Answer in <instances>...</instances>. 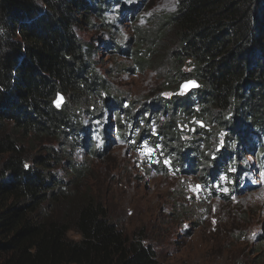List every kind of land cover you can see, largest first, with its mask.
I'll return each mask as SVG.
<instances>
[{"label":"trees","instance_id":"trees-1","mask_svg":"<svg viewBox=\"0 0 264 264\" xmlns=\"http://www.w3.org/2000/svg\"><path fill=\"white\" fill-rule=\"evenodd\" d=\"M119 1L0 0V264H163L141 229L119 227L83 181L88 170L68 160L86 146L80 113L89 102V118L98 104L118 111V135L165 152L178 174L203 164L205 184L227 174L235 183L242 139L264 161V0H176L132 51L117 45L141 70L168 68L140 111L107 101L96 51L82 38ZM195 120L204 127L185 131ZM261 247L251 254L257 264Z\"/></svg>","mask_w":264,"mask_h":264},{"label":"rangeland","instance_id":"rangeland-1","mask_svg":"<svg viewBox=\"0 0 264 264\" xmlns=\"http://www.w3.org/2000/svg\"><path fill=\"white\" fill-rule=\"evenodd\" d=\"M176 3L120 0L105 13L104 21L86 27L82 38L96 51L95 67L107 79V101L121 98L123 105L132 102L134 111H140L142 103L154 100L168 68L159 64L141 70L116 47L132 51L139 35L157 31L159 17L173 13ZM91 104L80 113L88 134L82 139L86 146L75 149L68 160L88 170L83 181L107 205L119 227L129 234L141 229L163 264H257L251 254L264 244V161L251 151L253 141L242 139L239 159L233 163L240 169L235 183L227 174L226 179L205 184L200 180L203 164L198 174L186 168L178 174L165 152L118 135L114 115L118 111L98 104L97 118H89L86 109ZM196 122L185 131L204 127ZM90 140H95L96 155L89 152ZM218 143L219 149L222 139ZM217 176L222 178L220 172Z\"/></svg>","mask_w":264,"mask_h":264},{"label":"water","instance_id":"water-1","mask_svg":"<svg viewBox=\"0 0 264 264\" xmlns=\"http://www.w3.org/2000/svg\"><path fill=\"white\" fill-rule=\"evenodd\" d=\"M192 82H194V86H193V83ZM195 86H196L195 81H191L190 83H186V87H185V84H183L181 86V89L186 90V88L188 89V88L195 87ZM63 99H64V97L61 94H58L57 95V97H56V99L54 101V105H55V107L57 109H59L61 107V105L63 103ZM57 104H59V107H57Z\"/></svg>","mask_w":264,"mask_h":264},{"label":"snow or ice","instance_id":"snow-or-ice-1","mask_svg":"<svg viewBox=\"0 0 264 264\" xmlns=\"http://www.w3.org/2000/svg\"><path fill=\"white\" fill-rule=\"evenodd\" d=\"M193 83V86H194V82H192ZM57 107H59V104H57ZM153 151V149H149L148 150V153L150 154L151 152ZM166 163H167V161H166ZM25 167L27 168V167H29V165H27V164H25ZM197 188L198 187H200V186H196ZM226 191V190H225Z\"/></svg>","mask_w":264,"mask_h":264}]
</instances>
